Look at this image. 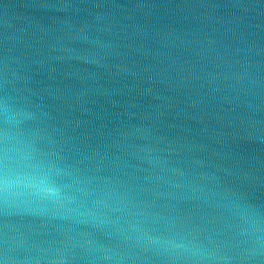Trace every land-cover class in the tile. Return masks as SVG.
Instances as JSON below:
<instances>
[{
	"label": "water",
	"instance_id": "1",
	"mask_svg": "<svg viewBox=\"0 0 264 264\" xmlns=\"http://www.w3.org/2000/svg\"><path fill=\"white\" fill-rule=\"evenodd\" d=\"M0 264H264V0H0Z\"/></svg>",
	"mask_w": 264,
	"mask_h": 264
}]
</instances>
